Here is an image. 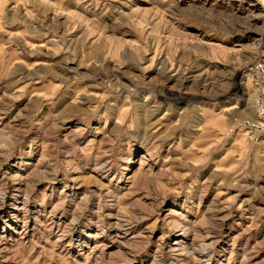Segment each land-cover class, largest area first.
<instances>
[{
	"label": "rangeland",
	"instance_id": "374dc122",
	"mask_svg": "<svg viewBox=\"0 0 264 264\" xmlns=\"http://www.w3.org/2000/svg\"><path fill=\"white\" fill-rule=\"evenodd\" d=\"M258 65L264 0H0V264H264Z\"/></svg>",
	"mask_w": 264,
	"mask_h": 264
},
{
	"label": "built area",
	"instance_id": "2783aa9c",
	"mask_svg": "<svg viewBox=\"0 0 264 264\" xmlns=\"http://www.w3.org/2000/svg\"><path fill=\"white\" fill-rule=\"evenodd\" d=\"M253 76L254 86L256 87L254 102L257 107V116L264 118V66L258 65ZM260 117L256 121H245L242 124L243 129L251 131V135L248 138L250 140H256L258 137L264 135V130L260 126V121L262 122L263 120Z\"/></svg>",
	"mask_w": 264,
	"mask_h": 264
},
{
	"label": "bare ground",
	"instance_id": "6f19581e",
	"mask_svg": "<svg viewBox=\"0 0 264 264\" xmlns=\"http://www.w3.org/2000/svg\"><path fill=\"white\" fill-rule=\"evenodd\" d=\"M259 117H260V116H257V119H256V120H258ZM260 119L263 120L262 122L260 121V126H261V128H263V130H264V118L260 117ZM243 132H244V136H245V138H246V140H247V139L249 138V136L251 135V131L246 130V129H243Z\"/></svg>",
	"mask_w": 264,
	"mask_h": 264
}]
</instances>
